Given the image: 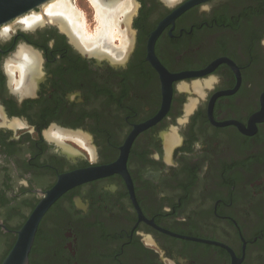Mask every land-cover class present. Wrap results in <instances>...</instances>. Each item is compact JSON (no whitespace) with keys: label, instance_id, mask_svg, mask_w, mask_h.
I'll return each mask as SVG.
<instances>
[{"label":"flooded vegetation","instance_id":"obj_1","mask_svg":"<svg viewBox=\"0 0 264 264\" xmlns=\"http://www.w3.org/2000/svg\"><path fill=\"white\" fill-rule=\"evenodd\" d=\"M61 1L74 20L0 26V264L59 176L110 165L49 206L28 264H264V0ZM153 34L186 74L156 120Z\"/></svg>","mask_w":264,"mask_h":264},{"label":"water","instance_id":"obj_2","mask_svg":"<svg viewBox=\"0 0 264 264\" xmlns=\"http://www.w3.org/2000/svg\"><path fill=\"white\" fill-rule=\"evenodd\" d=\"M57 0H0V26L11 23L24 15L31 13L34 9L44 8L48 4L53 3ZM190 2L183 6L181 9L177 10L175 13L180 12L184 8L191 5ZM174 13V14H175ZM155 34L149 40L148 46V59L151 61L152 66L160 74L161 77V93H162V105L159 113L155 117L159 119L168 109L170 99H171V82L173 80L179 79L186 75H173L167 72V70L157 61L153 55V41ZM153 122V121H152ZM123 160V158H122ZM117 170V165H110L101 168H92L82 171H75L70 174H65L58 177L55 185L45 192L44 197L39 201V203L32 210L27 220L21 226V228L15 233L16 239L1 264H28L29 263V252L33 243L34 235L37 230V226L49 208V206L67 189L72 186L92 180L106 174H109Z\"/></svg>","mask_w":264,"mask_h":264},{"label":"bare ground","instance_id":"obj_3","mask_svg":"<svg viewBox=\"0 0 264 264\" xmlns=\"http://www.w3.org/2000/svg\"><path fill=\"white\" fill-rule=\"evenodd\" d=\"M92 2H93V4H95L94 2L96 1V0H91ZM116 0H112L110 3H107V4H101V3H99V4H97L96 5V10H97V12H98V18L100 19V21H102V19H106V18H110V19H112V21H114V17L116 16V10H118L119 12H121V10H122V7L124 6V4H119V5H117V2H115ZM165 1H167V2H173L174 0H165ZM97 3V2H96ZM44 10H45V12L47 13V14H49V15H51L54 19H56L57 21H59V22H61L62 24H63V22H62V20L64 21V18H69V17H71L73 20H74V18L75 17H73V13L71 12V9H70V7H69V5H67V2H64V1H61V0H59V1H56L53 5H52V7H50V6H46V8H44ZM44 16V15H43ZM97 16V15H96ZM110 16V17H109ZM33 16H31L30 18H26V19H24L23 20V22L26 24V25H30V24H32L33 23V18H32ZM46 17H48L47 15H46ZM46 17H44V18H46ZM66 18V19H67ZM65 19V20H66ZM70 20V19H69ZM37 22V21H36ZM103 24V22H99V24H100V26L99 27H101L102 26V24ZM70 25H72V27H73V24L71 23V21H70V23H69ZM110 27H106V28H110V30L111 31H113V28H114V22H111V25H109ZM97 28L96 30H95V32H94V34H92V35H95L96 36V39H97V34H100V33H103L102 31H100V28ZM104 27V26H103ZM101 29H103L102 27H101ZM82 30H85V29H82ZM104 30V29H103ZM107 30V29H106ZM109 30V29H108ZM84 32V31H83ZM88 34V33H87ZM104 34V33H103ZM102 34V35H103ZM85 35V34H84ZM90 35V34H89ZM92 35H90V36H92ZM101 35V34H100ZM101 35V36H102ZM93 38H94V36H92ZM85 38V37H84ZM90 38H88L87 37V35H86V39H84V41L83 42H85V43H83L86 47L88 46V45H90L89 43V40ZM95 39V38H94ZM94 39H93V41H94ZM89 40V41H88ZM168 137V136H167ZM169 138V137H168ZM167 140V139H166ZM169 141V140H168ZM167 141V142H168ZM172 143V142H171ZM167 145H169V143L167 144ZM168 147V146H167Z\"/></svg>","mask_w":264,"mask_h":264},{"label":"rangeland","instance_id":"obj_4","mask_svg":"<svg viewBox=\"0 0 264 264\" xmlns=\"http://www.w3.org/2000/svg\"><path fill=\"white\" fill-rule=\"evenodd\" d=\"M97 29V25H96V28H95V30ZM95 30H94V32H95ZM94 34V33H93Z\"/></svg>","mask_w":264,"mask_h":264}]
</instances>
